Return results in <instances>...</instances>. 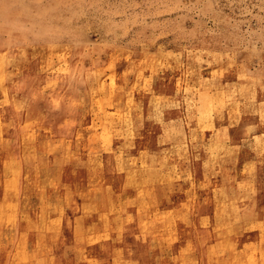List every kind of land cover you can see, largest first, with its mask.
Wrapping results in <instances>:
<instances>
[{"label": "rangeland", "instance_id": "374dc122", "mask_svg": "<svg viewBox=\"0 0 264 264\" xmlns=\"http://www.w3.org/2000/svg\"><path fill=\"white\" fill-rule=\"evenodd\" d=\"M37 1L0 0V172L31 147L27 175L47 177L30 197L41 212L75 178L103 200H126L115 161L141 166L140 143L156 140L169 160L131 220L104 225L114 232L100 243L66 230L16 238L2 223L0 264H264V222H250L255 211L264 221V0ZM65 153L73 159L58 173ZM118 229L127 234L115 241Z\"/></svg>", "mask_w": 264, "mask_h": 264}, {"label": "bare ground", "instance_id": "6f19581e", "mask_svg": "<svg viewBox=\"0 0 264 264\" xmlns=\"http://www.w3.org/2000/svg\"><path fill=\"white\" fill-rule=\"evenodd\" d=\"M30 1V0H29ZM39 2V0L37 1ZM50 2V1H49ZM65 2V1H64ZM20 3V2H19ZM34 3V2H33ZM21 4V3H20ZM27 4V3H26ZM29 4V3H28ZM66 4V3H65ZM19 5V4H18ZM2 6V5H1ZM13 6V5H12ZM16 6V5H14ZM20 6V5H19ZM60 6V5H59ZM41 7V6H40ZM12 8V7H11ZM39 8V7H38ZM58 8V7H57ZM41 9V8H39ZM56 9V8H55ZM15 10V9H14ZM46 10V9H45ZM53 11V10H52ZM26 12V10H25ZM48 12V11H47ZM8 13V12H7ZM5 13V14H7ZM45 13V12H43ZM24 14H22V17ZM55 15V14H54ZM3 16V15H2ZM19 16V15H18ZM46 16V14H45ZM34 17V16H33ZM52 17V16H51ZM10 18V17H9ZM16 18V17H15ZM21 18V17H20ZM27 18V17H26ZM36 18V16H35ZM38 18V17H37ZM34 19V18H32ZM40 19V18H39ZM46 19V18H45ZM13 20V19H11ZM24 20V18L22 19ZM31 20V19H30ZM49 20V19H47ZM52 20V19H51ZM33 22V20H32ZM35 22V21H34ZM44 22V21H43ZM51 22V21H50ZM55 22V21H54ZM42 23V22H41ZM47 24V23H45ZM49 24V23H48ZM5 25V24H4ZM43 25V24H42ZM55 25V24H54ZM13 26V25H12ZM59 26V25H58ZM52 27V26H51ZM54 27V26H53ZM2 28V27H1ZM40 28V27H39ZM42 29V28H41ZM13 29H11L12 31ZM64 30V29H63ZM14 31V30H13ZM37 31V30H36ZM65 31V30H64ZM60 32V31H59ZM41 33V32H40ZM66 33V32H65ZM14 37V36H13ZM43 37V36H42ZM15 39V38H14ZM19 39V38H18ZM16 40V39H15ZM41 41V39H39ZM44 40V39H43ZM45 41V40H44ZM50 41V39H49ZM55 41V40H53ZM52 41V42H53ZM38 42V41H37ZM43 43V42H42ZM47 43V42H46ZM51 43V41H50ZM54 43V42H53ZM45 44V42H44ZM52 45V44H51ZM49 47V46H48ZM7 48V47H6ZM13 48V47H12ZM48 49V48H47ZM58 49V48H57ZM56 49V50H57ZM38 51V50H37ZM41 51V50H40ZM50 51V50H48ZM44 52V51H43ZM59 52V51H58ZM12 53V52H11ZM38 53V52H37ZM48 53V52H47ZM60 53V52H59ZM10 56V53L8 54ZM45 55V54H44ZM54 55V53H53ZM57 55V54H56ZM59 55V54H58ZM47 56V55H46ZM45 56V57H46ZM168 56V55H167ZM44 57V56H43ZM44 57V58H45ZM161 58V57H160ZM50 62V61H49ZM48 63V61H47ZM229 66V65H228ZM231 66V64H230ZM198 68V67H197ZM202 68V67H201ZM215 70V69H214ZM71 71V70H70ZM97 72V71H96ZM95 73V72H94ZM127 73V72H126ZM156 73V72H155ZM70 74V73H69ZM78 74V73H77ZM99 74V73H98ZM137 74V73H136ZM65 75V74H64ZM253 75V74H252ZM66 76V75H65ZM258 76V75H257ZM68 77V75H67ZM81 77V76H80ZM59 78V77H58ZM70 78V77H69ZM68 78V79H69ZM97 78V77H96ZM148 78V77H146ZM225 78V77H224ZM62 79V78H61ZM71 79V78H70ZM72 80V79H71ZM222 80V79H221ZM65 81V80H64ZM218 81V80H217ZM71 82V81H70ZM76 82V81H75ZM85 82V81H84ZM120 82V81H119ZM264 82V81H263ZM66 83V82H65ZM83 83V82H82ZM62 84V83H61ZM60 84V85H61ZM73 84V83H72ZM80 84V83H79ZM85 84V83H83ZM122 82H120V85ZM117 85V84H116ZM59 86V85H58ZM77 86V84H76ZM258 86V85H257ZM64 87V86H63ZM62 87V88H63ZM72 87V86H71ZM74 87V86H73ZM81 87V86H80ZM85 87V86H83ZM114 87V86H113ZM264 87V86H263ZM35 88V87H34ZM41 88V87H40ZM124 88V87H123ZM69 89V88H68ZM72 89V88H71ZM110 89V88H109ZM125 89V88H124ZM32 91V90H31ZM43 91V90H42ZM64 91V90H63ZM67 91V90H66ZM110 91V90H108ZM184 91V89H183ZM25 93V92H24ZM85 93V92H84ZM3 94V93H2ZM5 94V93H4ZM11 94V93H10ZM31 94V93H30ZM65 94V93H63ZM8 95V94H7ZM55 95H53L54 97ZM65 96V95H64ZM62 96V98L64 97ZM172 96V95H171ZM57 97V96H56ZM184 97V96H183ZM27 98V97H26ZM59 98V97H58ZM61 98V97H60ZM124 98V97H123ZM50 99V98H49ZM93 99V98H92ZM11 100V99H10ZM14 100V99H13ZM17 100V99H16ZM46 100V99H45ZM82 100V99H81ZM112 100V99H111ZM114 100V99H113ZM54 101V100H53ZM86 101V100H84ZM158 101V100H157ZM261 101V100H260ZM47 102V100H46ZM113 102V101H112ZM17 103V102H16ZM145 105L147 103L143 102ZM193 103V102H192ZM209 103V102H208ZM226 103V102H225ZM47 104V103H46ZM50 104V103H49ZM58 104V103H57ZM114 104V103H113ZM210 104V103H209ZM11 105V102H10ZM115 105V104H114ZM9 106V105H8ZM26 106V105H24ZM59 106V105H57ZM198 106V105H197ZM62 107V106H61ZM6 109V108H5ZM20 109V108H19ZM82 109V108H81ZM119 109V108H118ZM228 109V108H227ZM2 110V109H1ZM23 110V109H22ZM21 110V111H22ZM69 110V109H68ZM116 110V109H115ZM125 110L126 107H125ZM62 111V110H61ZM76 111V110H75ZM123 111V110H122ZM209 111V110H208ZM68 112V111H67ZM70 112V111H69ZM68 112V113H69ZM126 112V111H125ZM183 112V111H182ZM2 113V112H1ZM62 113V112H61ZM114 112H111V114ZM124 113V112H123ZM75 114V113H74ZM80 114V113H79ZM110 114V113H109ZM120 114V113H119ZM205 114V113H204ZM18 115V114H17ZM127 115V114H126ZM203 115V114H202ZM11 116V115H10ZM9 116V117H10ZM22 116V115H21ZM120 116V115H119ZM4 118V117H2ZM16 118V117H15ZM127 118V117H126ZM182 118V117H181ZM255 119V118H254ZM172 120V119H171ZM238 120V119H237ZM256 120V119H255ZM4 121V120H3ZM2 121V122H3ZM9 122V121H8ZM7 122V123H8ZM11 122V121H10ZM18 122V120H17ZM21 122V120H20ZM168 122V121H167ZM178 122V121H177ZM180 122V121H179ZM219 123V121L217 120ZM243 123V122H242ZM249 123V122H248ZM247 123V124H248ZM18 124V123H17ZM166 125V124H165ZM170 126V125H169ZM5 127V126H4ZM39 127V126H38ZM174 127V126H173ZM171 127V129L173 128ZM242 127V126H241ZM1 128V127H0ZM46 128V127H44ZM209 128V127H208ZM3 129V128H2ZM40 129H42L40 127ZM39 129V130H40ZM100 129V128H99ZM117 129V128H116ZM166 129V128H165ZM168 129V126H167ZM210 129V128H209ZM4 130V129H3ZM37 129H35L36 132ZM47 130V128H46ZM98 130V129H97ZM121 130V129H120ZM244 130V129H243ZM6 131V129H5ZM89 131V130H88ZM70 132V131H69ZM243 132V131H242ZM38 133V132H37ZM15 134V131H14ZM67 134V133H66ZM90 134V133H89ZM88 134V135H89ZM135 134V133H134ZM87 135V136H88ZM96 135V134H95ZM107 135V134H106ZM242 135V134H241ZM246 135V134H245ZM252 135V134H251ZM68 136V135H67ZM91 136V135H90ZM98 136V135H97ZM8 137V136H7ZM93 137V136H92ZM101 137V135H100ZM253 137V136H252ZM76 138V137H75ZM87 138V137H86ZM102 138V137H101ZM106 138V137H105ZM243 138V137H242ZM71 139V138H70ZM69 140V139H68ZM116 140V139H115ZM243 140V139H242ZM5 141V140H4ZM47 141V140H46ZM16 142V141H15ZM69 142V141H68ZM95 142V141H94ZM67 143V141H66ZM72 143V142H71ZM93 143V142H92ZM105 143V142H104ZM103 143V144H104ZM54 144V143H53ZM198 144V143H196ZM210 144L213 146H217L216 139L211 141ZM11 145V144H10ZM126 145H135V141L127 140ZM249 145V144H248ZM68 146V145H67ZM78 146V145H77ZM76 146V147H77ZM138 149V155L142 161L141 166H136L131 160H117L115 161L117 167V172L121 178V191L117 192L116 194L123 199V197H127L126 200H122L119 202H114V195H111V198H100L102 195H99V192L102 189H96L95 193H93L88 187L87 184L85 185L82 181L78 178H75L72 181V190L69 189V196L63 201L60 197L59 200H53L47 203V205L42 209L41 212H38L30 202V197L34 191V188L41 182H43L47 177L33 179L29 178L26 173L27 166L29 164L30 158H36L37 154L31 150V147L26 148V152L23 151V156L19 157V165L15 166L16 170L11 171L8 167L3 173L0 174V224H4L6 226L9 225L10 229L15 233L16 238H18L19 233L22 230H27L31 228L35 231V235L38 232L47 236H53L58 238L61 236L62 231H71L72 235L79 239L82 238L85 240L95 238L94 242L100 243L104 236H110L111 232L113 233V229H111L106 235V229H104V225L114 224L115 226L123 227V223H127L130 219L131 212L135 209H138L141 206L142 202L141 197H145L146 193L149 189L152 188L151 183L154 184V180L161 179V176L158 175L157 171V163L160 166H164L165 161H168L169 158L165 159V148H162L161 145L156 144V140H151L148 144L140 143ZM11 147V146H10ZM14 147V146H13ZM218 147V146H217ZM69 148V147H68ZM182 148V147H181ZM20 149V148H19ZM46 149V148H45ZM49 149V148H48ZM62 150V149H61ZM68 150V149H67ZM235 150V149H234ZM45 151V150H43ZM93 151V149H92ZM96 151V150H95ZM236 151V150H235ZM4 152V151H3ZM170 155L171 151H167ZM178 154L182 157L186 156V151L179 148ZM20 155V154H19ZM5 157V156H4ZM8 157V155H7ZM53 157V155H52ZM48 158V157H47ZM79 158V157H78ZM73 159L71 155L65 153L62 158L58 160L57 165V172L60 173L63 169L67 171L68 165L67 162H70ZM109 159V158H108ZM112 159V158H111ZM221 159V158H219ZM56 160V159H55ZM92 159H90L91 161ZM104 160V159H103ZM222 160V159H221ZM4 161V160H3ZM219 161V160H218ZM42 162L45 163L46 160L42 159ZM105 162V161H104ZM103 162V163H104ZM107 162V161H106ZM110 162V161H109ZM113 162V160L111 161ZM214 162V161H212ZM221 162V161H220ZM243 164L247 167L248 173L252 174V163L250 159H243ZM6 163V162H5ZM102 163V164H103ZM203 163V162H202ZM34 164V163H33ZM31 164V165H33ZM37 164V163H36ZM215 164V163H214ZM213 164V165H214ZM219 164V162H218ZM47 165V164H46ZM210 165V164H209ZM222 165V164H221ZM106 166V164H105ZM204 166V165H203ZM182 167V166H181ZM214 167V166H213ZM6 168V167H4ZM34 168V167H33ZM38 168V167H37ZM101 163L97 165L95 173L100 171ZM103 168V167H102ZM257 168V166H256ZM211 169V168H210ZM215 169V168H214ZM107 170V169H106ZM105 170V171H106ZM114 170V169H113ZM206 170V169H205ZM221 170V169H220ZM225 170V169H224ZM31 171V170H29ZM37 172V171H36ZM79 172L82 176L89 181V172L91 170L87 167L84 163L82 167H80ZM114 172V171H113ZM112 173V172H111ZM107 174V173H106ZM207 174V173H205ZM227 174V173H226ZM233 175V174H232ZM218 176V175H217ZM105 177V176H104ZM210 177V176H209ZM236 177V176H235ZM106 179V178H105ZM217 179V178H216ZM255 179V178H254ZM214 180V179H213ZM258 181V179H257ZM263 181V180H262ZM235 182V181H234ZM261 182V181H260ZM45 183V182H44ZM53 183V182H52ZM167 183V182H165ZM173 183V182H172ZM251 183V182H250ZM257 183V182H256ZM58 184V183H57ZM109 184V183H108ZM180 184V183H179ZM184 184H187V181L184 180ZM42 185V184H41ZM107 185V184H105ZM176 185V184H175ZM43 186V185H42ZM261 186V184H260ZM240 187V186H239ZM43 188V187H42ZM203 188V187H202ZM57 189V188H56ZM215 189V188H214ZM153 190V189H151ZM233 190V189H232ZM242 190V189H241ZM108 191V190H106ZM258 191V190H257ZM40 192V191H39ZM67 192V191H66ZM110 193H114V191H108ZM182 192V191H181ZM68 193V192H67ZM78 194L81 201L74 202L75 194ZM227 193V192H226ZM261 193V192H260ZM65 194V193H64ZM151 194V193H150ZM72 195V196H71ZM176 195V194H175ZM225 195V193H224ZM104 196V194H103ZM52 197V195H51ZM151 197V195H150ZM65 198V197H64ZM113 198V199H112ZM139 199V202L136 200ZM261 199V198H260ZM224 201V200H223ZM228 201V198L226 199ZM234 201V200H233ZM246 201V200H245ZM260 201V200H259ZM189 202V201H188ZM248 202V201H247ZM179 203V202H178ZM190 203V202H189ZM229 203H234L229 201ZM243 203V202H242ZM187 205V204H186ZM239 205V204H238ZM119 207L118 210L115 207ZM241 206V205H240ZM183 207V206H182ZM239 207V206H238ZM242 207L246 210H253L255 206L249 204H242ZM252 207V208H251ZM205 208V207H204ZM210 208V207H209ZM212 208V207H211ZM77 210V211H76ZM115 210V211H114ZM176 210V209H175ZM210 210V209H209ZM171 211V210H170ZM186 211V210H185ZM141 213V212H140ZM211 213V212H210ZM243 213V212H242ZM255 215H252L250 222H260L263 223L264 221H260L263 218L256 217L258 212H253ZM169 214H172L169 213ZM213 214V213H212ZM147 215V214H146ZM169 216V215H168ZM219 216V215H218ZM200 217V216H199ZM204 217V216H203ZM231 214H226L224 216H219L218 218H225L228 223H236L235 219H232ZM247 217V216H246ZM170 218V217H169ZM169 218L167 220H169ZM251 218V217H250ZM244 220V219H243ZM20 221H24L21 225ZM154 221V220H153ZM166 221V220H165ZM192 221V220H191ZM247 221V220H246ZM168 222V221H167ZM166 222V223H167ZM208 222V221H207ZM130 223V222H129ZM213 223V222H212ZM153 224V223H152ZM239 224V223H238ZM264 224V223H263ZM15 229L13 228V226ZM166 225V224H165ZM169 226V222L167 223ZM189 225V224H188ZM103 226V227H102ZM192 226V225H191ZM112 227V226H111ZM82 228V231L80 230ZM96 228L95 231L92 229ZM128 228V227H127ZM235 228V227H234ZM125 229V228H124ZM151 229V228H150ZM158 229V228H157ZM197 229V228H196ZM199 229V228H198ZM119 231L116 232L115 241H119L120 236H124L127 234V231H123V229H118ZM164 230V229H163ZM201 230V229H200ZM236 230V229H234ZM198 231V230H197ZM207 231V229H206ZM129 232V231H128ZM146 232V231H145ZM8 233V232H7ZM25 233V232H24ZM27 233V232H26ZM29 233V232H28ZM27 233V234H28ZM132 233V232H131ZM207 233V232H204ZM30 234V233H29ZM134 234V233H133ZM154 234V233H153ZM198 234V233H197ZM131 235V234H130ZM168 235V234H167ZM192 235V234H191ZM23 234L21 237H24ZM206 236V235H205ZM15 237V236H14ZM20 237V236H19ZM143 237V236H142ZM159 237V236H158ZM171 237V236H170ZM248 237V236H247ZM127 238V237H126ZM54 239V238H51ZM140 239V238H139ZM194 239V238H193ZM8 240V239H7ZM49 240V239H48ZM75 240V239H74ZM80 240V242L82 241ZM170 240V239H169ZM195 240V239H194ZM197 240V239H196ZM205 240V239H204ZM14 241V240H13ZM79 241V240H78ZM138 241V240H137ZM166 241V240H165ZM187 241V240H186ZM247 241V238H246ZM139 242V241H138ZM157 242V241H156ZM2 243V242H1ZM13 243V242H12ZM74 243V242H73ZM77 243V241H76ZM106 243V242H105ZM166 243V242H165ZM175 243V242H174ZM214 243V242H213ZM8 244V243H7ZM6 244V245H7ZM109 244V242L107 243ZM134 244V243H133ZM206 244V243H205ZM218 244V243H217ZM222 244V243H221ZM16 245V243H15ZM28 245V244H27ZM26 245V246H27ZM41 245V244H40ZM173 245V244H172ZM74 246V245H73ZM148 246V245H147ZM175 246V244H174ZM197 246V245H196ZM30 247V246H29ZM46 247V246H44ZM78 247V246H77ZM43 248V247H42ZM110 248V247H109ZM197 248V247H196ZM31 249V248H30ZM76 249V248H75ZM127 249V248H125ZM137 249V248H136ZM169 249V247H168ZM193 250V247H191ZM77 250V249H76ZM131 250V249H130ZM11 251V250H10ZM26 251V250H25ZM40 251V247L35 246L33 249L34 253H38ZM144 249L142 250V252ZM209 251V250H208ZM104 252V251H103ZM148 252V251H147ZM150 252V251H149ZM205 252V251H204ZM14 253V252H13ZM25 253V252H24ZM53 253V252H51ZM155 253V252H154ZM215 253V252H214ZM11 254V253H10ZM17 256V253H15ZM74 254V252H73ZM132 254V253H131ZM159 254V253H158ZM162 254V253H161ZM172 254V253H171ZM202 254V252H201ZM205 254V253H204ZM26 255V254H25ZM49 255V254H48ZM66 255V254H64ZM75 255V254H74ZM77 255V254H76ZM206 255V254H205ZM12 256V255H11ZM78 256V255H77ZM26 257V256H25ZM64 257V256H63ZM67 257V256H66ZM75 257V256H74ZM222 257V256H221ZM35 258V257H34ZM60 258V257H59ZM125 258V256H124ZM39 259V258H38ZM68 259V258H67ZM107 259V258H106ZM112 259V258H111ZM129 259V258H128ZM127 259V260H128ZM178 259V258H177ZM198 259V258H197ZM214 259H217L214 257ZM213 259V260H214ZM6 260V259H5ZM9 260V258H8ZM27 260V257L25 258ZM41 260V259H40ZM69 260V259H68ZM93 260V259H92ZM100 260V259H99ZM98 260V261H99ZM104 260V259H103ZM102 260V261H103ZM126 260V259H125ZM138 260V259H137ZM206 260V258H205ZM15 261V260H14ZM126 262V261H125ZM206 262V261H205ZM230 262V261H229ZM100 263V262H99ZM148 263V262H147ZM193 263V262H192ZM218 263V262H217ZM144 264V263H143ZM163 264V263H162ZM194 264V263H193ZM239 264V263H238Z\"/></svg>", "mask_w": 264, "mask_h": 264}]
</instances>
